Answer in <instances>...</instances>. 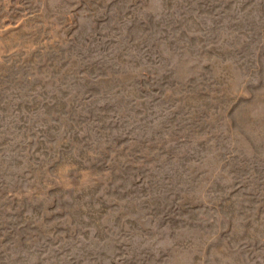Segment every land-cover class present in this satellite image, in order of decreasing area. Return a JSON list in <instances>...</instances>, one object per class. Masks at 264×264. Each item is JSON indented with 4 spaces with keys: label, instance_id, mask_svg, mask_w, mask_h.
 Returning a JSON list of instances; mask_svg holds the SVG:
<instances>
[{
    "label": "rangeland",
    "instance_id": "1",
    "mask_svg": "<svg viewBox=\"0 0 264 264\" xmlns=\"http://www.w3.org/2000/svg\"><path fill=\"white\" fill-rule=\"evenodd\" d=\"M0 264H264V0H0Z\"/></svg>",
    "mask_w": 264,
    "mask_h": 264
}]
</instances>
